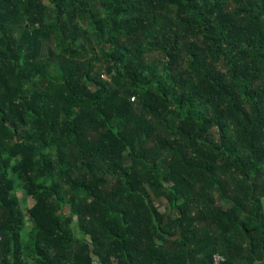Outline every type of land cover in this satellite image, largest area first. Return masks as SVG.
Returning a JSON list of instances; mask_svg holds the SVG:
<instances>
[{
    "label": "trees",
    "instance_id": "obj_1",
    "mask_svg": "<svg viewBox=\"0 0 264 264\" xmlns=\"http://www.w3.org/2000/svg\"><path fill=\"white\" fill-rule=\"evenodd\" d=\"M215 253L264 264V0H0V264Z\"/></svg>",
    "mask_w": 264,
    "mask_h": 264
},
{
    "label": "rangeland",
    "instance_id": "obj_2",
    "mask_svg": "<svg viewBox=\"0 0 264 264\" xmlns=\"http://www.w3.org/2000/svg\"><path fill=\"white\" fill-rule=\"evenodd\" d=\"M47 7L49 8L48 5H46V8H47ZM50 8H51V7H50ZM50 8H49L48 10H46V11H47V15L50 14ZM49 20H50V19H49ZM71 39L73 40L74 43L77 42V44L81 42L80 44H78V46L81 45V48H82L83 50H85V51L88 52V53H87L88 56H90V53H89V52H90V51H89L90 48L93 50L94 53H97V49H96V47L91 46V45H88L87 43H83V41H85L84 39H81L80 37H76V36H74V35H71ZM48 43H49V48H50L52 51H53V50H58V46L61 44V42H59V41L57 40L56 35H55L54 33H52V32L50 33V37H49V41H48ZM77 48H78V47H77ZM41 60H42V61H47V62L49 63V73H50V75L53 77V72H54V68H53V56L50 54L49 51H46L45 54L41 57ZM150 64H152V66L156 68V70H157L158 73H161V71H160V67H158V65H155L153 62H151ZM96 71L101 75V77L103 78V80H105L106 82L109 81V77L104 73V71H103L101 65H99V67H97V70H96ZM147 81H148L147 78L143 77V78L140 80V83L144 84V83L147 82ZM40 88H41V87H40ZM30 203H31V198H27V200H25L22 204H23L24 206H26V205H29ZM173 211H174V210H173Z\"/></svg>",
    "mask_w": 264,
    "mask_h": 264
},
{
    "label": "built area",
    "instance_id": "obj_3",
    "mask_svg": "<svg viewBox=\"0 0 264 264\" xmlns=\"http://www.w3.org/2000/svg\"><path fill=\"white\" fill-rule=\"evenodd\" d=\"M226 259L224 256L215 253L212 255V264H225Z\"/></svg>",
    "mask_w": 264,
    "mask_h": 264
},
{
    "label": "crops",
    "instance_id": "obj_4",
    "mask_svg": "<svg viewBox=\"0 0 264 264\" xmlns=\"http://www.w3.org/2000/svg\"><path fill=\"white\" fill-rule=\"evenodd\" d=\"M157 206H158V207H161V208H160L161 211L165 212L166 214L168 213V209H167V207H163V205H160V204H158ZM258 264H262V263H258Z\"/></svg>",
    "mask_w": 264,
    "mask_h": 264
}]
</instances>
